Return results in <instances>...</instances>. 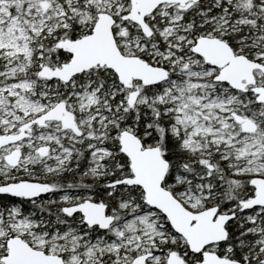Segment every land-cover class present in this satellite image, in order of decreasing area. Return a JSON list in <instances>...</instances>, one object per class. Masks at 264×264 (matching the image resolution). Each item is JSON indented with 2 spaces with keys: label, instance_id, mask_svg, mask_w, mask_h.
<instances>
[{
  "label": "snow or ice",
  "instance_id": "obj_1",
  "mask_svg": "<svg viewBox=\"0 0 264 264\" xmlns=\"http://www.w3.org/2000/svg\"><path fill=\"white\" fill-rule=\"evenodd\" d=\"M0 264H264V0H0Z\"/></svg>",
  "mask_w": 264,
  "mask_h": 264
}]
</instances>
